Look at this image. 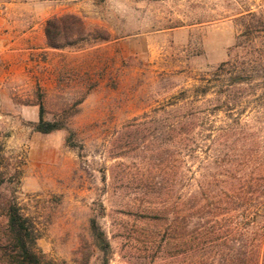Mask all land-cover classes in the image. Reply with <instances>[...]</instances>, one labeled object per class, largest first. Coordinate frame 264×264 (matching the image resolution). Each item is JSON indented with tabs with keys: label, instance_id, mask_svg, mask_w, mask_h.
<instances>
[{
	"label": "rangeland",
	"instance_id": "374dc122",
	"mask_svg": "<svg viewBox=\"0 0 264 264\" xmlns=\"http://www.w3.org/2000/svg\"><path fill=\"white\" fill-rule=\"evenodd\" d=\"M0 12V47H28L0 51V264H18L8 203L42 264H201L178 239L198 176L189 154L264 143V11L246 0H0ZM67 15L89 42L50 47L47 21ZM41 106L60 129L36 131Z\"/></svg>",
	"mask_w": 264,
	"mask_h": 264
},
{
	"label": "trees",
	"instance_id": "16d2710c",
	"mask_svg": "<svg viewBox=\"0 0 264 264\" xmlns=\"http://www.w3.org/2000/svg\"><path fill=\"white\" fill-rule=\"evenodd\" d=\"M73 27L76 38H73ZM89 35L85 23L73 15L53 18L46 24L50 47H62L65 38L72 39L73 44H87ZM43 112L41 106L37 132L51 133L61 128L45 122ZM222 136L228 138L229 135ZM197 137L212 141L211 133L198 132ZM244 141L240 147L225 144L190 151L189 156L198 163V176L190 184L191 194L183 197L179 204L183 217L178 239L195 249L201 264H215L218 258L219 264H264V252L260 255L247 251L248 243L258 248L264 245V221L250 218L264 214V143L255 138ZM7 217L18 251L17 263L42 264L31 247L35 240L31 225L16 204H7ZM188 225H192L190 231ZM93 231H96L95 226ZM97 239L105 242L103 235ZM210 253L212 257H206Z\"/></svg>",
	"mask_w": 264,
	"mask_h": 264
},
{
	"label": "crops",
	"instance_id": "0c3cea01",
	"mask_svg": "<svg viewBox=\"0 0 264 264\" xmlns=\"http://www.w3.org/2000/svg\"><path fill=\"white\" fill-rule=\"evenodd\" d=\"M0 14H1V12H0ZM15 44V42H10L9 43V46L7 47V48H4V47H0V51H1V54H3L5 57L6 56H8L9 54L10 55H12V53L14 52V51H23V49H24V51H27V49H28V47H26V48H22V47H19V46H15L14 45Z\"/></svg>",
	"mask_w": 264,
	"mask_h": 264
},
{
	"label": "built area",
	"instance_id": "2783aa9c",
	"mask_svg": "<svg viewBox=\"0 0 264 264\" xmlns=\"http://www.w3.org/2000/svg\"><path fill=\"white\" fill-rule=\"evenodd\" d=\"M253 8H259L264 11V0H246Z\"/></svg>",
	"mask_w": 264,
	"mask_h": 264
}]
</instances>
